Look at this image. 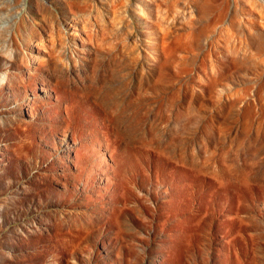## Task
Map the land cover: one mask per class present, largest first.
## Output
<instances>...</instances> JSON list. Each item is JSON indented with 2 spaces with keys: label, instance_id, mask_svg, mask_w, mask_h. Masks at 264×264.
<instances>
[{
  "label": "rangeland",
  "instance_id": "374dc122",
  "mask_svg": "<svg viewBox=\"0 0 264 264\" xmlns=\"http://www.w3.org/2000/svg\"><path fill=\"white\" fill-rule=\"evenodd\" d=\"M0 264H264V0H0Z\"/></svg>",
  "mask_w": 264,
  "mask_h": 264
}]
</instances>
